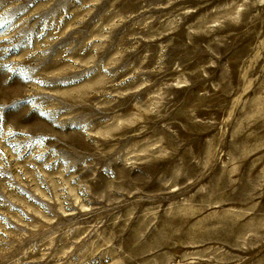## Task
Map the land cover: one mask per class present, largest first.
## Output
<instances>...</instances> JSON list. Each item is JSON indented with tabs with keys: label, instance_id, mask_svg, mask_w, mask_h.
I'll use <instances>...</instances> for the list:
<instances>
[{
	"label": "rangeland",
	"instance_id": "obj_1",
	"mask_svg": "<svg viewBox=\"0 0 264 264\" xmlns=\"http://www.w3.org/2000/svg\"><path fill=\"white\" fill-rule=\"evenodd\" d=\"M0 264H264V0H0Z\"/></svg>",
	"mask_w": 264,
	"mask_h": 264
}]
</instances>
